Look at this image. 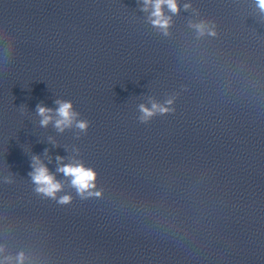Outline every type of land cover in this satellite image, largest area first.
<instances>
[{"label":"clouds","instance_id":"obj_1","mask_svg":"<svg viewBox=\"0 0 264 264\" xmlns=\"http://www.w3.org/2000/svg\"><path fill=\"white\" fill-rule=\"evenodd\" d=\"M145 5H151L153 11L151 12V22L159 26L160 28L164 29L165 32L171 23V17L166 16L163 12L164 5H167L168 9L173 13L176 14L179 11L177 0H144ZM256 5L259 10L264 13V0H256ZM190 4H185L184 8L187 10L190 8ZM147 11V7L144 9ZM191 27L196 29V31L203 35L206 30L209 31L210 34L214 35V32L208 28L206 22H199L195 24H190ZM59 104V108L56 110L57 115L60 117L56 121V127L63 130L64 127L70 126L72 123L73 118L75 117L76 113L72 111V104L71 102L66 101H56ZM168 105L172 104V100L166 101ZM140 111L142 112L141 120L146 121L152 116L157 113L165 114L169 112L171 109L165 107L162 104L152 102L151 108L146 107L145 105L141 104ZM38 114L42 117L41 125L47 126L49 121L51 120V116L49 113L52 111L51 109L45 108L43 106H37ZM77 126L81 129H85L87 127L86 122H79ZM58 171L63 172L66 176L72 177V185L77 188L78 192L83 194L86 190L95 187L94 181L96 179V173L90 169L85 168L82 164L81 165H67L58 169ZM32 176L33 181L39 186L37 188L38 192L44 193L47 196L55 197L56 193L61 189L62 185L57 182L53 175H51L48 169L45 166H40L35 169L33 173H30ZM91 194V193H90ZM99 195V193H96ZM70 197L65 196L61 198L60 203H68L70 201ZM24 254L20 253L18 260L20 264H23Z\"/></svg>","mask_w":264,"mask_h":264}]
</instances>
